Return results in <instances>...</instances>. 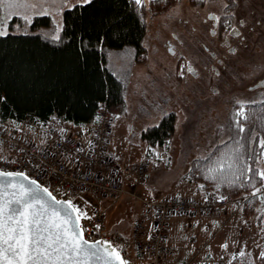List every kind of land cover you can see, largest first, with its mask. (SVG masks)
I'll return each mask as SVG.
<instances>
[{
	"label": "rangeland",
	"instance_id": "rangeland-1",
	"mask_svg": "<svg viewBox=\"0 0 264 264\" xmlns=\"http://www.w3.org/2000/svg\"><path fill=\"white\" fill-rule=\"evenodd\" d=\"M78 2H85V0H66L63 7L59 4H45L47 14L53 18L54 26L52 29H43V32L49 36L57 37L63 25L64 9ZM211 2L215 5L218 3L214 0ZM237 3L238 7L245 11L244 15L250 19L253 16L249 14V11L258 9L257 17L261 22L257 29L260 38L250 44L249 53L240 58L234 69L231 70L229 82L226 83L235 87L242 85L244 91H237L238 96L233 97L224 90L228 94L227 104L217 100V96H212L210 92L203 95L202 92L189 91L196 84L205 86V82L189 79L185 83L182 76L178 77L179 70H175V59L163 45L164 40L172 37L174 31L185 37V43L189 39L190 24L193 17L196 16L197 7L192 6L188 0H180L165 13L149 17L146 39L149 49L147 61L135 62L134 51L129 48L125 52H115L108 57L110 68L122 79L129 81L128 99L130 104L126 114L114 119L109 136V147L114 153L117 151L119 154L121 153L124 160L130 162L151 159L147 180L157 185H161V182L170 185L164 188L160 196L176 195V187L171 185L177 181L178 173L184 169L188 153L193 152L194 156H204L215 144L227 138L228 117L232 111L233 101L246 103L258 101L264 96V87L254 92L248 89L249 85L255 84L264 75V0H237ZM23 15H28L31 21L35 15L41 14L31 12L21 13L19 16ZM14 16H9L7 9L3 10L7 32L10 30L9 22ZM186 17L189 18V22L178 20L179 18L186 19ZM17 25L16 30H21L22 27ZM0 30L3 28L0 27ZM209 85H214V82H209ZM170 110L177 112L176 133L172 140V154H170V159L172 158L173 161L168 160V162L162 163V167H167L162 172L161 168H154L153 159L147 156L148 144L141 137V129L155 123L163 113ZM7 124L12 129L16 125L12 120ZM18 129L27 139L37 144L45 139L43 135L30 131L27 126ZM2 149L11 153L9 147L3 146ZM119 157L120 155L117 154L116 158ZM259 167L261 171H264V156L259 162ZM254 193L260 196V200L254 204L250 214L244 215L243 202ZM263 194L264 188L261 187L248 194L233 197L230 212L226 215H173L169 219L167 243L173 246L174 250L159 263L154 262L150 254L144 258H137L130 243L127 245L128 254L132 258L133 264H140V262L143 264H227L231 263L234 257L236 259L234 264H264V259L260 258V253L264 251ZM86 195L91 194L79 192L69 199L83 210H86L87 206L92 203L99 204L86 200ZM87 202L90 203L87 204ZM83 203L87 205H83ZM105 213L107 233L111 235L108 227L112 228L114 224L124 227L122 232L127 233L130 230L129 221L137 215L138 210L134 199L125 195ZM124 239L130 241L125 237ZM224 245L228 247L225 248ZM130 248H132V253ZM240 251L246 253L245 258L237 255Z\"/></svg>",
	"mask_w": 264,
	"mask_h": 264
},
{
	"label": "trees",
	"instance_id": "trees-1",
	"mask_svg": "<svg viewBox=\"0 0 264 264\" xmlns=\"http://www.w3.org/2000/svg\"><path fill=\"white\" fill-rule=\"evenodd\" d=\"M178 1L142 0V5L135 0L78 2L64 9L63 25L57 37L43 32V29L54 26L50 14L35 15L28 24L15 15L9 22L10 30L0 36V124L37 116L43 121L55 117L60 121L86 125L94 121L97 110L105 104L113 113L112 131L114 119L126 114L130 104L129 81L110 68L109 55L125 52L129 48L134 51L135 62L147 61L149 17L165 13ZM188 1L202 4L206 0ZM225 2L227 11L236 6V0L235 3L233 0ZM17 24L22 27L19 31L15 28ZM262 97L252 104L254 116L250 123L244 124L245 133L241 134L246 135L251 130L254 139L251 143L245 142V163L259 171L263 156L257 155L258 141L264 139V128L261 127L264 118ZM250 103H245L246 113ZM232 105L228 117V136L223 140L229 146H234V140L229 137H235V133L230 131L231 117L234 111L239 110L238 103ZM176 121V110H170L155 123L141 129V137L148 144L149 158L154 157L156 147L164 148L165 152L171 148ZM224 147L219 142L206 155H193L187 162L183 179L195 183L199 192L232 199L256 188H264L259 177L252 173L240 177L237 182L243 183L244 187H237L236 184L217 187L215 181L204 178V170L210 166V161L204 157L210 153L215 157ZM248 176L252 178L248 179ZM258 200L260 196L256 193L247 197L243 202L244 215L252 212ZM235 260L227 264H234Z\"/></svg>",
	"mask_w": 264,
	"mask_h": 264
},
{
	"label": "built area",
	"instance_id": "built-area-1",
	"mask_svg": "<svg viewBox=\"0 0 264 264\" xmlns=\"http://www.w3.org/2000/svg\"><path fill=\"white\" fill-rule=\"evenodd\" d=\"M113 120L112 111L102 104L91 123L92 135L88 144L82 143V133L68 134L54 120L43 121L37 116L15 120L12 129L5 121L0 124V146L9 147L11 153H2L0 170L20 171L47 187L57 198L69 199L83 191H93L108 196L113 202L129 194L140 201L142 208L133 225V235L126 241L119 233H107L106 210L93 203L86 210L90 219H82L85 239H104L120 251L128 264L133 260L128 254L130 243L137 258L150 254L154 262H161L174 247L167 243L169 219L177 214H215L230 212L231 197L221 199L210 193L202 197L181 195L149 197L141 194L137 184L148 178L149 161L120 164L109 151V135ZM45 137L46 147L27 139L18 129L25 127ZM11 161H15L12 163ZM132 178L127 187L125 180ZM112 204V203H111ZM99 225V229L96 226Z\"/></svg>",
	"mask_w": 264,
	"mask_h": 264
},
{
	"label": "snow or ice",
	"instance_id": "snow-or-ice-1",
	"mask_svg": "<svg viewBox=\"0 0 264 264\" xmlns=\"http://www.w3.org/2000/svg\"><path fill=\"white\" fill-rule=\"evenodd\" d=\"M88 2L90 0H85V3ZM135 2L142 5V0ZM47 3L63 7L66 0H0V27L3 28L0 36L7 34L4 9L8 10L9 16L31 12L47 14L44 7ZM21 18L30 23L28 15ZM212 19L219 17L213 16ZM188 71L193 72V69L189 67ZM237 103L239 110L233 112L230 127L235 137H229L234 140V146L221 141L225 147L218 155L213 157L210 153L204 157L210 161V166L204 170V178L215 181L217 187L221 184L244 187L243 183L237 182L249 173L259 177L260 183L264 184V171L245 163V142L251 143L254 139L251 130L241 135L245 133L244 124L250 123L254 116L252 104L255 101L247 105V113L245 103ZM261 110L264 111V104ZM261 127L264 128V118ZM258 149L257 155L264 156V139L258 141ZM2 153L0 146V160L6 162ZM251 178L248 176V179ZM82 219L90 217L71 199L57 200L47 187L30 179L24 172L0 170V264H128L111 242L85 239L86 229L80 224ZM96 228L99 229V225ZM237 255L246 257L243 251ZM260 258L264 259V251L260 253Z\"/></svg>",
	"mask_w": 264,
	"mask_h": 264
},
{
	"label": "flooded vegetation",
	"instance_id": "flooded-vegetation-1",
	"mask_svg": "<svg viewBox=\"0 0 264 264\" xmlns=\"http://www.w3.org/2000/svg\"><path fill=\"white\" fill-rule=\"evenodd\" d=\"M210 1L206 0L202 4L192 2V6L197 7L196 16L193 17L190 24V37L186 43L185 37L174 31L172 37L164 40L163 45L175 59V70H179L178 77L182 76L185 83L189 79L205 82V86L196 84L189 91L195 90L202 92L203 95L210 92L212 96H217V100L227 104L228 94L224 90L233 97L238 96L237 91H244L242 85L240 87L229 86V83L226 82H229L228 78L231 76V70L234 69L236 62L247 55L250 44L260 38L257 26L261 21L257 17L258 9L249 11V14L253 16L250 19L244 15L245 11L238 7L237 0L236 6L231 11L226 10L225 0H214L218 2L216 5ZM204 7H206L205 10H202ZM213 16L219 17V19H212ZM178 20L189 22L187 17ZM213 32L216 34L213 35ZM189 67L193 69V72L188 71ZM262 78L264 75L256 83ZM209 82H214V85H209ZM253 85L248 87L251 92L264 87V85L252 87ZM237 102L233 101L232 104Z\"/></svg>",
	"mask_w": 264,
	"mask_h": 264
},
{
	"label": "crops",
	"instance_id": "crops-1",
	"mask_svg": "<svg viewBox=\"0 0 264 264\" xmlns=\"http://www.w3.org/2000/svg\"><path fill=\"white\" fill-rule=\"evenodd\" d=\"M53 119L60 125V127L64 131H66L70 135H74V134H76L78 132H81L82 133V135H81L82 143H84V144H88L89 143V141L91 139V135H92L91 124L76 125V124H74L73 122H70V121H60V120L56 119L55 117H53ZM31 136H33V135H31ZM38 144L40 146H42V147L43 146L44 147L47 146L44 141H39ZM171 145H172V141H171ZM161 149L162 148H160V147H156L155 148L154 157H152V159H153V164L155 166L154 168H161V171H162V170H165L164 168H167L166 166L162 167V163H164V162L166 163V162H168V160H171V162H172L173 159L172 158L170 159V154H172L171 153V148L167 152L161 151ZM110 151H111L112 155L114 156V158L117 161H119L120 164L124 165V164L130 163V161L124 160L123 155H121V153L119 154L118 151H117L118 153L117 152L114 153V151L111 148H110ZM3 153H7L6 149H3ZM117 154L120 155L119 158H116ZM173 154L175 155V153H173ZM192 154H193V152L192 153H188V155L186 157V160H185V163H184V169L182 171H180V173H178V175H177L178 178L176 179L177 181H174L171 186L174 185L176 187V190H177V192H175L176 195H181V196H186V197H202V196H204L206 194L205 192L197 191V187H196L195 183H191V182L185 181L183 179V175H184V173L186 171V168H187V162L193 156ZM147 160L149 161V164H150L151 159H147ZM148 176H149V174H148ZM131 179L132 178H129V179H126L124 181L127 187L133 185V181ZM168 186H170V185H168L165 182H161V185H157L156 183L149 182V180L146 179L143 183L137 184L136 189L141 194H144L145 196L159 197L161 195L162 191H164V188H167ZM84 192L85 193L89 192L91 195L94 194V196L86 195L85 199L89 200V201L98 202L100 204V206L106 211L107 210L109 211L110 208H113L114 205L117 202H119L120 200H122L125 197V195H124L120 199H118L117 201L113 202V200L110 197H108V196H99L98 194H96L93 191H83L82 193H84ZM126 196H129V197L134 199V202H135V204L137 206V210H138L137 215L134 216V218H132L129 221L130 230L127 233H124V232H122V229L124 227H119V226H116L114 224V226L112 228L108 227V231L110 233H121L125 238L131 239L132 235H133L134 221H135L136 217L140 214L142 205H141L139 200H137L136 198L132 197L131 195L126 194ZM88 203H90V202H87V204ZM87 204L83 203V205H87ZM132 248H130V252L131 253H132ZM141 263L142 262H140V264Z\"/></svg>",
	"mask_w": 264,
	"mask_h": 264
},
{
	"label": "water",
	"instance_id": "water-1",
	"mask_svg": "<svg viewBox=\"0 0 264 264\" xmlns=\"http://www.w3.org/2000/svg\"><path fill=\"white\" fill-rule=\"evenodd\" d=\"M264 85V78H262L261 80H259L257 83H255L252 87H258V86H263ZM13 172H16V171H13ZM30 178V177H29ZM30 179H32V178H30ZM40 184V183H39ZM41 186H43V187H45L44 185H42V184H40ZM50 191V190H49ZM51 192V191H50ZM52 193V192H51ZM52 195L53 196H55L53 193H52ZM56 197V196H55ZM56 199L57 200H61V201H63V200H68V199H65V198H57L56 197ZM91 241V240H90ZM95 241H97V240H95ZM99 241H105L104 239H99ZM121 254V253H120ZM122 256V255H121ZM122 258H123V256H122ZM124 259V258H123Z\"/></svg>",
	"mask_w": 264,
	"mask_h": 264
}]
</instances>
